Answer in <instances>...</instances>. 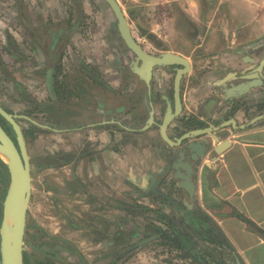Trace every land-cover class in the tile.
Returning a JSON list of instances; mask_svg holds the SVG:
<instances>
[{"label":"crops","instance_id":"obj_1","mask_svg":"<svg viewBox=\"0 0 264 264\" xmlns=\"http://www.w3.org/2000/svg\"><path fill=\"white\" fill-rule=\"evenodd\" d=\"M116 1L143 48L181 56L190 65L181 81V112L168 126V138L175 142L186 133L210 129L228 144L215 154L220 143L212 135L173 146L161 138L159 126L167 107L173 108L179 66L155 68L148 90L137 74L125 72L121 61L116 60L117 66L108 42L93 41L92 52L90 41L79 40L83 24L73 12L69 15L72 0H61L64 5L6 0L2 7L7 12L29 11L28 39L41 50L36 64L44 69L30 62L22 69L25 81L39 82L30 93L43 103L47 96L56 100L51 109L56 114L34 111L46 124L57 117L54 133L64 155L58 167L40 170V191L55 203L79 202L96 215L102 210L104 223L130 219L123 211L113 214V201H125L127 214L149 208L153 223L154 211L178 221L184 217L200 248L215 258L213 264H264V67L254 75L264 58V0ZM82 4L86 17L90 6L86 0ZM81 45L87 53H81ZM84 61L98 67L99 77L109 81L106 88L98 80L90 87L96 76L78 73ZM256 82L241 94L229 91ZM198 142L205 148L196 161L189 147ZM188 175L192 197L183 188ZM134 252L142 254L140 248Z\"/></svg>","mask_w":264,"mask_h":264},{"label":"rangeland","instance_id":"obj_2","mask_svg":"<svg viewBox=\"0 0 264 264\" xmlns=\"http://www.w3.org/2000/svg\"><path fill=\"white\" fill-rule=\"evenodd\" d=\"M5 2L6 0H0V102L4 105L15 104L14 107H17V109H24L25 106L23 107L22 104L24 101L30 102L28 93L31 92L34 83L25 81L26 78H24V70L22 71V69L25 64H28L31 60L24 57L23 50L19 53V57L24 58H19V60L13 58L12 54H14V51L10 48L8 42L13 40L16 41V37H13L16 36V34L11 33L9 37L5 38L2 31L8 29L10 25V23L8 24L6 21L7 11L4 9L5 7H2V4ZM58 2L60 5H64V3H61V0H58ZM86 4L90 7L86 8L88 15L82 20L84 25L80 32L79 40L86 41V44L89 43L87 41H90L89 47L93 52V41L97 43L99 41H109L112 39L119 44V46L116 47L124 52L122 40L118 32L114 30L115 22L113 15L110 13V8L101 0H86ZM50 6L51 5L48 7L49 9H51ZM103 25L106 27H103ZM108 26L111 27V38L108 37ZM97 27H99V29L95 30ZM100 30L103 32L97 33ZM20 40H18V42H23L20 44L29 46L28 41L25 42L24 39H22V41ZM17 44L19 43H14L15 46ZM30 45L31 48H36L39 44L35 40L31 42ZM144 49L149 53H157L151 49ZM144 86L148 90L150 89V84L148 86L145 83ZM33 89H35V86ZM30 94L32 95V93ZM38 97L40 96L37 95V98ZM38 100H40V98H38ZM24 110H20L21 114L26 115ZM29 111H31V113H38L32 112V110H28V112ZM20 124L23 126L27 150H29L32 158H36L39 156L40 152H43L45 149H52V147L58 144L56 141L57 135L55 133L41 132L38 128H32L28 125L24 126L23 124L25 123L23 121H20ZM88 137L89 135L87 134L83 136L85 140ZM83 165L84 168L88 169L87 162H83ZM39 174L40 171L37 170L31 172L32 189L26 216L24 238L25 251L31 252L26 241L34 243L36 240L43 238V234L48 236L58 235L62 240L72 244L82 258L90 264H188L186 262H189V260L183 261L178 251L171 250L169 247L155 245V243L141 247L142 254H137L139 251L134 252V250L120 254L122 250L121 245L113 244L110 241L112 238V232H110V230L114 228L115 220H113L115 222L110 224L106 219L104 223L102 210L97 212L96 215L82 208L79 202H72V200L69 202H52L49 197L40 191ZM52 183L54 184V181ZM124 202L113 201L111 209L113 210V214H119L120 211H123L122 214L125 215L126 213V216L130 219L133 218L131 221L129 219L130 224H142L144 217H151L148 211L137 212V210L134 213L127 214L129 210L127 208L129 207L126 208V205L123 207ZM134 215L135 219L133 217ZM94 217H100L98 219L100 222L94 224ZM127 220L128 218L125 219V221Z\"/></svg>","mask_w":264,"mask_h":264},{"label":"water","instance_id":"obj_3","mask_svg":"<svg viewBox=\"0 0 264 264\" xmlns=\"http://www.w3.org/2000/svg\"><path fill=\"white\" fill-rule=\"evenodd\" d=\"M111 10L117 21V29L121 39L126 47L135 55L133 71L136 73L148 86L150 84L152 70L155 67L162 66H179L176 69L175 77L173 80V108L169 105L163 116L162 122L159 126L161 138L169 145H178L186 139L193 138L200 134L212 135L214 142L219 144L214 148L215 154H221L228 141L220 142L217 136L211 134L210 129L196 130L184 134L172 142L167 136V128L170 123L181 112V81L190 71L188 61L178 55L164 52L159 55L148 54L141 48L132 36L125 15L116 0H102ZM140 65H136L137 62ZM264 67V58L260 61L254 73L255 79ZM259 82L253 84H243L234 89H229L231 93H243L250 87L256 86ZM0 116L6 120L10 125L12 132L15 136V142L11 139L8 133L0 125V160L5 164L7 169V187L6 193L2 201L1 220H0V264H24L23 257L25 252V229H26V216L31 197L32 178L29 166V157L26 150V145L23 137L22 130L16 122L15 115L5 111L0 105ZM152 121V115L149 119V124ZM194 146L190 144V149ZM196 148H201V153L193 157V160H198L204 152V145L197 143ZM189 175L191 168L189 167ZM187 176L183 184V188L188 192L189 196L193 195V186L190 181V176Z\"/></svg>","mask_w":264,"mask_h":264},{"label":"trees","instance_id":"obj_4","mask_svg":"<svg viewBox=\"0 0 264 264\" xmlns=\"http://www.w3.org/2000/svg\"><path fill=\"white\" fill-rule=\"evenodd\" d=\"M72 5H74V8L70 10L69 15H72L71 12H73L75 20H80L82 23L85 13L82 0H72ZM18 7H22V4ZM10 10L19 14L25 11L23 8ZM11 15L9 14L8 17ZM7 127L9 129V126ZM6 187L7 169L5 164L0 160V218ZM142 209L144 212L151 211L147 207H142ZM178 209L181 211L186 210L184 206H180ZM154 212L157 215L155 218L156 223L144 219L142 224H130L133 218L130 221L119 218L115 222L110 241L113 244L121 245L122 250L120 254L155 243V245L169 247L178 251L181 258L190 259L194 264L215 263V258H209L208 254L200 248L199 237L195 235L191 224L187 225L183 222L184 217L178 221L168 216L165 211ZM133 217L135 219V215ZM196 219L197 221L199 220L197 215ZM26 244L31 252H24V264H90L82 258L72 244L59 238H49L43 234V238L36 240L34 243L26 241Z\"/></svg>","mask_w":264,"mask_h":264},{"label":"flooded vegetation","instance_id":"obj_5","mask_svg":"<svg viewBox=\"0 0 264 264\" xmlns=\"http://www.w3.org/2000/svg\"><path fill=\"white\" fill-rule=\"evenodd\" d=\"M110 13L113 15L112 12H110ZM9 14H12L10 16L11 18L8 17ZM28 17H29V11L28 10H25L23 13H20V14L17 13V12L15 13L14 11L10 10V12H7V14H6V18H7L6 21H7L8 24L10 23L9 28L6 29V30H2V31H3V33L5 35V38L9 37V35H11V33L16 34V36H13V37H16L15 38L16 41L13 40V41L8 42V45L14 51V54H12V55H13V58L15 60H19V58L21 59V58L26 57V59L31 60V62H30L31 64H33L34 66L36 65V67H38V68L40 67L43 70L44 66H40V65L36 64L37 61L39 60L40 55H41V54H39L41 50L37 49V47L36 48L35 47L31 48L30 40L28 39V38H30V34L27 32L28 31V26H29ZM113 17H114V15H113ZM114 22H115V25H114L115 30L118 32L117 21L115 20V18H114ZM82 24L83 23H81V25ZM108 29H107V32H108ZM108 33H109L108 37L111 38V35H110L111 32L109 31ZM118 34H119V32H118ZM119 36H120V34H119ZM132 36H133V34H132ZM133 38L137 42V44L141 48H143V46L136 40V38L134 36H133ZM22 39H24L25 42L28 41V43H29L28 45L29 46H24L23 44H20V43H23V42H18V40L22 41ZM106 42H108L109 46L111 47L110 51H111L112 57L114 58V61L116 63H117L116 60L121 61L122 68L125 70V72L130 74V75L134 74L133 73L134 72L133 71V66L135 64L134 62H136L135 55L126 47V45L123 42V40L121 42H122L126 52H122L120 48L116 47V46H119L117 41H113L112 39H110L109 41H106ZM14 43H19L20 45L17 44L15 46ZM22 50H23L24 57H19V53L22 52ZM86 50L87 49H83V47L81 45V50H80L81 53H87ZM44 52H45V50H44ZM147 53L151 54L149 52H147ZM160 54H162V53H160ZM151 55L156 56V55H159V54L157 52V53L151 54ZM86 58L87 57H85L84 59L87 60ZM86 63L84 61V62H82L81 65H79L77 67V69L81 72V73L80 72H78V73L80 75L83 74V75L89 76V77L93 76V78L96 76L94 78V80H91L92 83L89 84L90 87L95 88L94 84L96 83V80H98L97 83L101 84L102 87L106 88L107 87V83L109 81L107 79L102 80L99 77V73H101V71L98 69V67H96L95 64L93 65L92 62H88L87 64ZM136 65L139 66L140 62L138 61L136 63ZM117 66H119L118 63H117ZM155 68H157V67H155ZM155 68H153V70ZM115 69H116V73L119 74V72H120L119 71V67H116ZM153 70H152V73H153ZM19 79H21V78H19ZM82 82L84 84H87L86 80H82ZM33 83H34L33 88H34L35 85H36L35 86L36 89L39 88V86H38L39 82H33ZM33 83H31V84H33ZM144 84H145V82H144ZM28 95H29L30 102L24 101V103L22 104L23 107L25 106L24 107L25 110L24 109H17V107H14L15 104L4 105L2 102H0V105L8 113H10L12 115H15V117H16L15 120L19 124V126H20V128L22 130L23 137H24L23 126H22V124H20V121H23L25 123V124H23L24 126L28 125V126H30L32 128H38L39 130H41V132H47V133L56 132V130L58 129V128H56V125H58L57 124L58 121H56L57 117H56V119L52 120L51 124L50 123L46 124L45 121L41 120V118H40V116L38 114L31 113V111L28 112V110H32V112H34V111L47 112V111H52L51 109L54 110V108H55L54 104H55V101H56L55 97L54 98L53 97L50 98V97L47 96V102L43 103V102H41L42 101V97L41 98L38 97V98L41 99V100H38L36 95H31L30 93H28ZM20 110L21 111L24 110V112H26V115L21 114ZM52 112L55 113V111H52ZM1 118L2 117L0 116V125H1V127L8 133V135L11 137V139L15 142V136H14V133L12 132V130H11L10 125L6 122L5 119H3V118L1 119ZM7 126H9V129H8ZM24 141H25V137H24ZM25 145H26V141H25ZM26 150H27V146H26ZM27 154H28V157H29L30 173L32 171L34 172L35 170L40 171V170H42V169H44L46 167H48V168H56L62 163V161H64V155L62 154V152L59 151V146H57V145L52 147V149H45L43 152H40L39 156H37L38 158L37 157L36 158H32V156H30L29 150H27ZM31 178H32V175H31ZM144 219L150 220V218H146V217H144ZM111 231L112 230H110V232ZM46 236H48V235H46ZM48 237L49 238H54V237L55 238H59L60 236L56 235V236H48ZM59 239L62 240L61 238H59ZM139 248H141V247H138V248L134 249V251L139 249Z\"/></svg>","mask_w":264,"mask_h":264},{"label":"bare ground","instance_id":"obj_6","mask_svg":"<svg viewBox=\"0 0 264 264\" xmlns=\"http://www.w3.org/2000/svg\"><path fill=\"white\" fill-rule=\"evenodd\" d=\"M194 152H199V153H201L202 151H201V148H196V147H194ZM194 157H195V154H194Z\"/></svg>","mask_w":264,"mask_h":264}]
</instances>
